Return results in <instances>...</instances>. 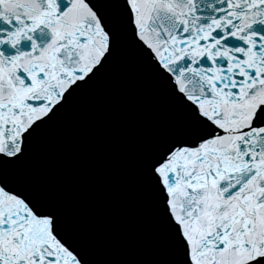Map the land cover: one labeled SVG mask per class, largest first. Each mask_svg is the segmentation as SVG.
Masks as SVG:
<instances>
[{
  "label": "snow or ice",
  "instance_id": "6c2138e0",
  "mask_svg": "<svg viewBox=\"0 0 264 264\" xmlns=\"http://www.w3.org/2000/svg\"><path fill=\"white\" fill-rule=\"evenodd\" d=\"M122 42L185 117L143 162L168 264H264V0H0V264H90L8 171Z\"/></svg>",
  "mask_w": 264,
  "mask_h": 264
},
{
  "label": "water",
  "instance_id": "95a60500",
  "mask_svg": "<svg viewBox=\"0 0 264 264\" xmlns=\"http://www.w3.org/2000/svg\"><path fill=\"white\" fill-rule=\"evenodd\" d=\"M121 69L122 66L117 67L116 65L115 71H118L120 75H112L114 80L120 76L121 78L125 76V69L124 73H121ZM142 79L147 80L144 78ZM107 80H109L108 82H110V75L105 77V81ZM93 81L96 82L97 79H94ZM92 84L94 83L91 82V85ZM161 84L160 89L162 91H160L164 93L160 94H157L158 90L156 86L151 83H147L144 85H135L136 89L134 91L136 92L134 95L135 97H137L136 107L140 109V113L142 115H150V118L146 119V123L140 124L139 121H137L135 126L133 124H130V121L133 122V119L130 117V115H128V113L131 112L133 104H135L134 101H132L128 106L124 105L120 106L121 108H118L121 117L127 118L129 123L127 125V130L129 133L127 135H124L122 137L116 135L112 136L113 139L117 141L119 148L122 150L120 153L108 155L106 150L99 145L100 141L105 137L103 133H101L97 138H95V132H92L91 134L89 132L81 134L78 136V141L76 142L67 141L68 134L66 133L64 138H61V141L55 142L56 138L54 137L60 132L59 130L62 127L63 123L58 122L57 124L53 125V128H50V126H48L47 124V128H45L43 131L40 130L34 137V146H32L33 152H29L22 163L26 165L29 159L34 155H45L51 149L55 155H64L63 157L68 161H72V152L87 148L91 151L93 156L89 160H85L84 158L81 160H76L75 164L73 165L77 166L79 169L76 168L75 170V167L65 169L64 167H62L60 174L57 176L55 174L52 175V173L49 172V163L45 162L46 164L45 166H43V171L41 167L38 172H34L33 170H31L30 174H19L20 179H23L24 182L28 185L27 189H25L24 187L20 188L28 193L31 189H35L39 193L44 194L46 192L43 189H47L46 184L48 182H50L49 184L53 185L64 184L66 187L68 186V184H71L73 182L74 184H71L72 192H70L69 197H64L63 204L66 208L71 207L72 210H75V213L74 215H69V211L66 212L62 210V208H64L63 206H60L61 211L59 212L60 214H64L65 216H77L84 224L87 222L85 217L91 211L90 207L86 205L87 201H90V203L94 205L95 209L99 211H102V209L104 210L109 207H118L119 209H123L121 204L118 203L121 201L118 200L115 195L121 189H124L125 191L132 182H136L133 181L136 178L142 181L145 188L143 189V192L148 195L144 201L157 207L156 198L144 181L143 162L145 158L149 154H151L159 144L172 136L168 133L166 127L167 116L165 115H167L169 111H167L165 108H160L157 102V98L161 99L164 95L166 97L170 96L164 83L161 82ZM105 90L106 89H102L100 92ZM97 95L98 94L91 97V100L93 98H96ZM160 109H162V111ZM99 110L100 114L97 117H95L96 115L92 114L89 110H85L83 112V117L87 120H92L95 118L92 121H98L99 117L106 116L103 110ZM176 112L178 113L177 115L180 116L178 117L179 120H182V122L185 123L184 114L179 107L176 109ZM58 113L61 115L63 114L61 112ZM169 114L171 113L169 112ZM155 116H161L160 120L156 119ZM153 126L155 127V129H153ZM115 143L106 141L104 145L111 144V147L116 150L117 146L115 145ZM53 145H56V148H52ZM64 147V153H62V148ZM132 162L135 163V165H133L134 167L131 165ZM89 163L90 168H88L90 171L87 172L84 169H81L85 168ZM98 165H101V169L99 171L97 170ZM27 168L29 170L31 169L30 167ZM91 169L94 170L91 171ZM77 172L83 173V176L84 178H86V180L83 181V178H75L73 175ZM70 179L72 182L70 181ZM47 192L48 195H46L45 198H49L51 196L56 197L57 195L51 193L49 189H47ZM124 201L127 202L125 197ZM83 203H85V205L82 206L81 204ZM97 217L99 218V214ZM64 219L65 218L61 219L62 223H64ZM68 220L71 221L70 219ZM134 221L135 219L132 220V223H134ZM85 226H88V224H86ZM69 227L78 229L79 227L83 226H79L76 223H71ZM89 232L90 231H87L85 239L87 243L92 246L95 242H97V233L95 229H93L90 233ZM79 250L83 252L84 249L79 248Z\"/></svg>",
  "mask_w": 264,
  "mask_h": 264
}]
</instances>
